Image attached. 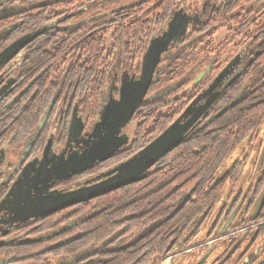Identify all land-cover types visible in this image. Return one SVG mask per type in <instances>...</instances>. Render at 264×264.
Wrapping results in <instances>:
<instances>
[{"label":"trees","instance_id":"1","mask_svg":"<svg viewBox=\"0 0 264 264\" xmlns=\"http://www.w3.org/2000/svg\"><path fill=\"white\" fill-rule=\"evenodd\" d=\"M254 1H11L21 10L0 18V34L8 32L0 49L24 36L34 39L16 64L15 89L0 106L5 122L0 148L10 146L19 154L35 138L33 155L54 137L60 147L66 145L75 109L90 129L116 76L121 80L129 73L140 76L151 40L162 33L176 11L185 6L200 12L199 21L181 43L163 55L148 101L132 117L131 143L109 160L59 184L64 188L76 189L117 168L180 117L222 69L215 45L220 31H228L227 41L236 49L246 48L251 58L216 99L209 116L143 180L70 207L74 211L67 216L80 221L73 229L75 238L52 250L5 244L0 246V261L27 264L48 257L68 259L107 246L86 260L90 264H161L196 241L214 239L213 216L216 211L222 216L226 190L237 189L249 169L248 182L256 175L252 190L261 193L264 159L258 164L264 143L256 157L245 156L227 167L236 151L244 146L252 149L264 128V6L250 10ZM53 24L57 28L42 32ZM64 219L44 232H55L70 218ZM262 220L264 216L236 224L228 233ZM236 236L230 237L232 245L239 239ZM244 240H254L253 246L263 244L264 224L249 230Z\"/></svg>","mask_w":264,"mask_h":264},{"label":"water","instance_id":"2","mask_svg":"<svg viewBox=\"0 0 264 264\" xmlns=\"http://www.w3.org/2000/svg\"><path fill=\"white\" fill-rule=\"evenodd\" d=\"M189 17L183 12H176L169 27L162 34L154 37L148 50L142 57L141 74L139 77L125 75L121 80L118 90V99L111 98L100 112V121L95 124L92 132L83 137L85 124L78 116L77 109L74 110L69 126L67 139L68 147L71 142L82 145V151H75L68 157L52 159L46 162L51 164L45 174L35 177H28L27 169L13 185L7 198L0 203V212L11 215L15 223L28 222L32 218L43 217L59 210L86 203L94 198L121 189L122 186L141 181L145 178L146 172L152 169L157 162L163 159L173 149L177 148L189 134L195 131L200 123L208 116L216 97L200 105L192 114L191 106L184 111L180 117L155 140L144 147L131 159L124 161L115 168L110 178L99 182V184L82 185L73 191L65 193L54 192L47 195L48 190L56 181L65 180L76 174L84 173L94 167L98 162H104L115 156L116 152L127 144L126 135L120 136L122 129L131 123L132 117L141 107L142 103L148 101V92L153 85L157 69L163 61V55L170 51L172 46L178 45L188 33L190 22ZM28 38L18 40L13 45L2 51L0 54V67L10 62L15 55L28 44ZM205 75L202 73L197 82ZM225 75L223 72L214 79L205 94L214 95L218 85ZM233 82V81H232ZM230 82V84L232 83ZM188 120L185 117L189 116ZM1 162V159H0ZM31 180V184H28ZM35 180V181H34ZM33 181V182H32ZM31 191L29 192L28 190ZM26 191V192H24ZM35 191L34 195H31ZM13 216V217H12ZM228 226L221 232L227 234ZM200 264V263H199Z\"/></svg>","mask_w":264,"mask_h":264},{"label":"flooded vegetation","instance_id":"3","mask_svg":"<svg viewBox=\"0 0 264 264\" xmlns=\"http://www.w3.org/2000/svg\"><path fill=\"white\" fill-rule=\"evenodd\" d=\"M11 1L12 0H0V11L2 10L5 11L11 7L12 8L15 7V6L10 5ZM17 9H18L17 12L21 10L19 7H17ZM179 11L183 12V14L187 15L189 19L191 20L189 30L191 29L192 26H195L196 23L199 21L200 12L198 11L197 8H196V11L192 9H188V11H185V9L182 10L181 8L176 12H179ZM11 14H13V12ZM11 14L2 16V17H7V16H10ZM168 25L165 27V29L162 32L167 30V28L169 27ZM53 28H57V25L53 24V25L47 26V28L43 29L42 32L45 33L49 30H52ZM7 34L8 32H2L0 34V45H1V42L6 38ZM25 37L28 38V41H27L28 44L24 45V47H22V49L17 53V55L13 57V59L10 62L2 64V66L0 67V106L4 105V103L6 102V99L15 89L14 86L16 82L18 81V78L15 77V75H13L14 70L17 66L16 64L20 59H22L27 54L26 52L28 51V48H30L32 40L34 38L30 36H24L21 39H17L13 41V43H15L18 40H23ZM13 43L0 49V54L2 53V51H4L5 49L13 45ZM231 58H232L231 62H229L224 67H222L221 71H219L218 74L215 75L214 78L212 79L214 81V79L218 77L222 72L225 75L222 78L221 83L216 88L214 95L205 94L206 90L210 86L209 85L188 106V107L190 106L192 107L190 110V112L192 111L191 114L194 111H196L200 105H204L205 102L209 101L212 96L218 98L221 95V93L224 92L223 90L228 86V84L236 80L242 74L245 66L247 65L249 58H251V53L248 52L246 48L243 50L236 49L235 53L234 52L232 53ZM200 96H202V100L204 101H203V104L199 105L197 104V100L199 99ZM106 104H104L102 108L105 107ZM191 114L185 117V120H188L189 117H191ZM99 117H98L97 122L100 121ZM97 122L95 124H97ZM4 124L5 122H3V119L0 118V137L2 136L4 132L3 131ZM95 124L90 129H86V126L84 127V131H83L84 133H83L82 139L83 137L86 136V134L88 133L90 134L92 132V129L95 126ZM130 125L131 123L127 125L126 127H124L122 129L123 131L120 134V136L126 135L128 142L127 144L123 145L116 152V154L121 152L123 148H125L131 143V139L133 135L130 137V135L128 134V130H127L131 127ZM68 135H69V132H68ZM67 139H68V136H67ZM34 140L35 138H32L25 144V147L21 151V153H23L26 147H29V146H30V150L27 156L24 159L21 158V160H20L21 153L19 154L18 152L16 153L15 150L11 148L10 146H5L3 148H0V159H1V162H0V203L7 198L8 194L10 193L9 191L11 190L13 185L18 182V178L22 175L25 168L27 169V172H28L27 176L29 178L35 177L40 174H45L49 170V167L51 166V164L46 166L45 164L46 162H50V160L54 158L59 159L63 157H68L69 154H72L75 151H80V152L82 151V147H81L82 145H78L75 142H71L70 146L68 147L67 140L65 142L66 145H64L63 147H60L56 143L55 137H54L48 142L47 144L48 146L45 149H43L39 154L33 155L32 147H33ZM263 157H264V144H263V149L261 150V153H260V157H259L260 161L258 165H260V163L264 159ZM18 158H19V161L16 163L15 161ZM159 162H157V164H159ZM156 165L152 169H154ZM149 171H147V173ZM114 172H115V169H112L110 170V172L101 174L99 175L98 178L93 179L91 183L89 184L91 185L99 184V182L110 178V175H113ZM250 175H252L251 169H249V174H247L242 179L238 188L235 190H232L233 193L238 191L236 193L237 195L231 196L230 198L227 197L225 199V202L223 205L225 207V211L223 212L222 216L219 217L220 211H216L215 215L213 216V220L211 223L213 224V222L215 223L217 222L216 223L217 226H215L216 228H214L215 230L214 236L216 234L217 236L214 237V240H218V238L220 239L221 237L224 236L221 234V232L224 230L226 226H228L227 229L229 231L231 230L230 228H232L236 224L245 223V222L251 221V219L253 220L260 219L262 218V216H264V189L261 191L260 194L257 195L255 192V189L252 190V188H256L255 187L256 175H253L251 180L248 182ZM68 179L70 178H67L65 180H68ZM65 180L56 181L53 184V186L48 190L47 195H51L54 192L65 193L67 191H73L81 187V186L76 187V189L60 187L59 184L64 183ZM30 184H31V180H28L27 185H30ZM28 191L30 192L31 189ZM34 194H35V191H33L31 195H34ZM73 211L74 210L72 208H66L64 210H59L52 214L45 215L43 217L32 218V220L28 222H22V223L13 222L11 220V215H9V213L0 212V246L5 245V244H15V245H18L19 247L31 246L32 249L35 247L37 249L46 248V250H52V249H56V247L67 244L70 241V239L75 238V236H73L74 235L73 229L76 228L80 223V221H76L72 217L67 216V215H72ZM58 215H59V218H58ZM66 217L70 218L68 222H66V224H63V226L60 227L59 229L55 230V232L53 233L44 232V229H46L47 227H50V228L55 227V224H57L59 221L65 220L64 218ZM262 224H264V220L258 223H251L249 225H246L240 228V230L242 229L243 231L238 230V231L231 232L233 233V235H237L235 238L237 239L239 238L234 245H232L233 240H231L230 238L231 236H230L228 238H224L223 240L216 241L217 243H214V245L211 248L203 246L202 250H205V251L203 252L202 256L198 257L197 260L195 258V260L191 264H199V263L200 264H264V254H263L264 243L263 244L258 243L257 245L253 246L254 240H251L249 242L244 240L249 230L254 229V227H257V226H262ZM218 234L221 235V237H219ZM58 236H62V237H58ZM106 248L107 246H103L102 248L96 249V251L94 252L80 254L79 256L71 257L68 259H61L62 257H56V258L48 257L42 262H36V261H33V262L34 264L35 263L36 264H90L89 263L90 261H87L86 259H88L93 253H98L102 251L103 249L105 250ZM43 249H40L42 250L41 252H39L40 254L44 252ZM16 260L18 259H13L11 261H16ZM33 262H26V263L32 264ZM4 263H7V262L0 261V264H4Z\"/></svg>","mask_w":264,"mask_h":264},{"label":"rangeland","instance_id":"4","mask_svg":"<svg viewBox=\"0 0 264 264\" xmlns=\"http://www.w3.org/2000/svg\"><path fill=\"white\" fill-rule=\"evenodd\" d=\"M198 1L202 2V0H198ZM263 6H264V0H256L249 7V9L253 10V9L261 8ZM184 9H185V11H188V9H186L185 6L182 8V10H184ZM17 11H18V9L16 6L13 8L11 7L5 11L2 10V11H0V17L9 15L12 12L15 13ZM189 12H191V11H189ZM228 37H230V33L226 30H222L218 33V35L215 39V45H216V47H218V50H217V53L219 55L218 57L221 60L219 67H224L229 62H231V59H232L231 55L233 52L235 53V51H236V47L234 46L235 44H233V43L230 44V42L227 41ZM128 75H130V73ZM120 83H121V78H120V75L118 74L116 76L115 80L112 82V86L109 89V93L107 94L105 104L107 103V101L109 99H111V98L117 99L119 97L118 90H119V87L121 85ZM203 101L204 100H202V96H200L199 99L197 100V104H199V105L203 104ZM127 130H128V134L131 137L134 133L133 126L131 125V127ZM262 131H263L262 134L259 135V139L256 140L255 143L253 144L252 149L247 147V146H244L242 149H239L238 151H236V153L227 162V167L232 166L237 161V159H243V157H245V156H247V157L249 156L250 158H254L257 156V153L260 150V146L264 143V128ZM29 150H30V146L26 147L25 151L20 154L21 155L20 160H21V158L24 159L27 156V154L29 153ZM18 161H19V158L15 162L17 163ZM237 192L233 193L232 190L230 188H228L224 194L225 195L224 198L236 196ZM232 235H233V233L225 234L223 237H221V235H219V237H221L220 239L218 238V240H214V239L208 240L205 243L201 242V241H199V242L196 241V243H194L192 245V247H190L189 249H187L183 252L171 254V256L165 258L161 264H191V263H193L195 258L197 260L198 257L202 256L203 252L205 251V250H202L203 246L211 248L214 245V243H217L216 241L223 240L224 238H228ZM215 236H217V234ZM193 256H194V258H193Z\"/></svg>","mask_w":264,"mask_h":264}]
</instances>
